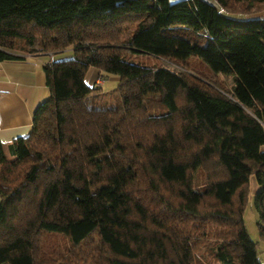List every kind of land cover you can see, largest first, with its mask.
<instances>
[{
  "label": "trees",
  "instance_id": "16d2710c",
  "mask_svg": "<svg viewBox=\"0 0 264 264\" xmlns=\"http://www.w3.org/2000/svg\"><path fill=\"white\" fill-rule=\"evenodd\" d=\"M214 1L0 0V61L74 51L0 144V264H262L243 216L254 175L264 237V0Z\"/></svg>",
  "mask_w": 264,
  "mask_h": 264
},
{
  "label": "crops",
  "instance_id": "0c3cea01",
  "mask_svg": "<svg viewBox=\"0 0 264 264\" xmlns=\"http://www.w3.org/2000/svg\"><path fill=\"white\" fill-rule=\"evenodd\" d=\"M260 12L264 17V10ZM14 52L21 58L0 61V144L4 145L29 132L35 110L51 96L45 65L56 59L51 52ZM100 75L97 69H91L88 83L101 86L103 79L97 82Z\"/></svg>",
  "mask_w": 264,
  "mask_h": 264
},
{
  "label": "rangeland",
  "instance_id": "374dc122",
  "mask_svg": "<svg viewBox=\"0 0 264 264\" xmlns=\"http://www.w3.org/2000/svg\"><path fill=\"white\" fill-rule=\"evenodd\" d=\"M176 1L178 0H170V2H176ZM207 1L214 3L216 6H218L214 0H207ZM262 13L263 12H257L253 14L252 17L260 18L263 16ZM177 34L187 37L191 40H195L199 42L201 45L205 44L206 39L204 38V36L200 35L199 33L193 31L192 29L188 27L182 26L177 31ZM73 56H74L73 48L69 47L67 49H64L62 51L55 53V58H56L55 60L70 59ZM150 60L152 61V63L157 61V60H152V59ZM143 61H146V58ZM189 69L192 72L197 73L209 79L213 78L212 76L214 75V73L210 70L209 66L203 60L197 59V58H193L190 61ZM115 77L116 76L114 75H107V76L104 75L103 84L101 85L102 92L110 93L118 85L119 80L118 78L116 79ZM233 79H234L233 75L225 76V75L220 74L214 77V80H217L224 89L229 90V91L232 90V87L234 84ZM97 102L103 105L105 104L113 105L114 104L113 98H111L110 96L104 97L102 95H101V99L97 100ZM195 178H196V181L200 183L201 176L196 175ZM249 184H250V190H249L248 203H247V207L244 211V216H243L244 224H245V227L251 239L255 242H258V257L260 261L262 262V264H264V239H262V237L260 236V230L258 226L259 215L255 208V194L259 190V185L257 184L254 175L250 176ZM58 243H60L59 248L60 250L62 249V251L64 250V248L68 247V243L65 240H59ZM199 255L208 264H223L222 262L216 261L215 259L206 255L205 253H199Z\"/></svg>",
  "mask_w": 264,
  "mask_h": 264
},
{
  "label": "built area",
  "instance_id": "2783aa9c",
  "mask_svg": "<svg viewBox=\"0 0 264 264\" xmlns=\"http://www.w3.org/2000/svg\"><path fill=\"white\" fill-rule=\"evenodd\" d=\"M52 62H53V61L51 60V61H49L47 64L51 65ZM97 82H98V83L102 82V77H101V76L97 79Z\"/></svg>",
  "mask_w": 264,
  "mask_h": 264
}]
</instances>
